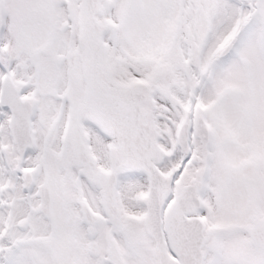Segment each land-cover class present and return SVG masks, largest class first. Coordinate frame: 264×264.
I'll use <instances>...</instances> for the list:
<instances>
[{
  "label": "snow or ice",
  "instance_id": "snow-or-ice-1",
  "mask_svg": "<svg viewBox=\"0 0 264 264\" xmlns=\"http://www.w3.org/2000/svg\"><path fill=\"white\" fill-rule=\"evenodd\" d=\"M0 264H264V0H0Z\"/></svg>",
  "mask_w": 264,
  "mask_h": 264
}]
</instances>
